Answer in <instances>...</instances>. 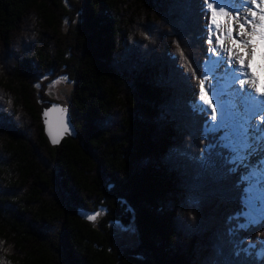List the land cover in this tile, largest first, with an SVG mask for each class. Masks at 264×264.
Listing matches in <instances>:
<instances>
[{
  "label": "trees",
  "instance_id": "obj_1",
  "mask_svg": "<svg viewBox=\"0 0 264 264\" xmlns=\"http://www.w3.org/2000/svg\"><path fill=\"white\" fill-rule=\"evenodd\" d=\"M199 3L0 0V264H261L239 174L201 160ZM58 77L76 136L51 148L40 104ZM115 224H132L133 251Z\"/></svg>",
  "mask_w": 264,
  "mask_h": 264
},
{
  "label": "snow or ice",
  "instance_id": "obj_2",
  "mask_svg": "<svg viewBox=\"0 0 264 264\" xmlns=\"http://www.w3.org/2000/svg\"><path fill=\"white\" fill-rule=\"evenodd\" d=\"M199 7L209 55L199 74V99L190 108L193 116L204 120L202 139L209 141L201 160L216 156L228 172L239 174L238 226H264V90L258 83V73L264 74V6L257 5V0H236L234 4L200 0ZM225 39L230 46H225ZM258 116L260 123L256 122ZM68 131L61 120L56 135L49 133L51 142L58 143L57 137ZM87 219L94 221L96 216L87 215ZM258 246L254 251L249 244L245 251L261 257L264 264V241H258Z\"/></svg>",
  "mask_w": 264,
  "mask_h": 264
},
{
  "label": "rangeland",
  "instance_id": "obj_3",
  "mask_svg": "<svg viewBox=\"0 0 264 264\" xmlns=\"http://www.w3.org/2000/svg\"><path fill=\"white\" fill-rule=\"evenodd\" d=\"M231 3H236V0H230ZM250 3V0H249ZM257 5L259 6H264L260 5V0H257ZM215 7V5H214ZM253 10H256L259 14V7L254 8ZM232 14H236L233 12ZM244 15H247V9L244 10ZM211 17V14H210ZM221 23H223V19L221 18ZM235 36V32H234ZM225 46H230V42L225 39ZM211 79V77H209ZM258 83L261 84V87L264 88V74H259L258 73ZM46 89H45V94L48 96H51L52 94L54 95V98L59 101L61 104H64L66 102L67 94L69 93L71 89V83L67 81L66 79H61V78H53L49 80V82L46 84ZM236 87H239L237 84ZM207 88V85H206ZM264 90V89H262ZM38 99V98H37ZM215 104V101H213ZM210 111V109H209ZM261 118L258 116L256 118V122L260 123ZM113 242L114 246L117 250L123 251L126 249H129L131 251L134 250L136 246V235L133 230L132 224L123 226L119 224H115L113 226Z\"/></svg>",
  "mask_w": 264,
  "mask_h": 264
},
{
  "label": "water",
  "instance_id": "obj_4",
  "mask_svg": "<svg viewBox=\"0 0 264 264\" xmlns=\"http://www.w3.org/2000/svg\"><path fill=\"white\" fill-rule=\"evenodd\" d=\"M49 98L51 99L50 102L40 104V123L46 143L49 147L56 148L63 139H74L76 133L70 121L68 107L57 101L53 94L49 96ZM45 113H47V115H45ZM61 120H63V122L69 127V131L59 135L57 137L59 142L53 144L51 142L52 136H50L49 133L51 132L53 136L56 135ZM87 215H95L96 219L94 221H90L87 219ZM99 216L100 214L96 211H85L81 213L80 218L87 225L92 226L98 221Z\"/></svg>",
  "mask_w": 264,
  "mask_h": 264
},
{
  "label": "bare ground",
  "instance_id": "obj_5",
  "mask_svg": "<svg viewBox=\"0 0 264 264\" xmlns=\"http://www.w3.org/2000/svg\"><path fill=\"white\" fill-rule=\"evenodd\" d=\"M256 8V7H255ZM259 86L261 87V84L259 83ZM261 89H264L263 87H261ZM249 91H251V88L249 87ZM261 99H264V97H261Z\"/></svg>",
  "mask_w": 264,
  "mask_h": 264
}]
</instances>
